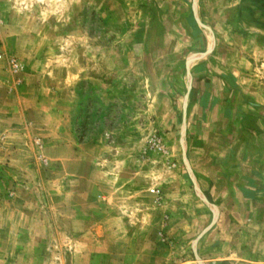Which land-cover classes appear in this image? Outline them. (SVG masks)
<instances>
[{
  "label": "rangeland",
  "instance_id": "374dc122",
  "mask_svg": "<svg viewBox=\"0 0 264 264\" xmlns=\"http://www.w3.org/2000/svg\"><path fill=\"white\" fill-rule=\"evenodd\" d=\"M198 3L221 21L222 0H0V207L24 215L20 264H205L195 243L216 218L189 163L203 113L182 107L201 71L186 55L213 44L186 23ZM239 14L264 38V14ZM232 42L218 66L241 65ZM242 55L259 71L251 95L226 80L248 117L236 146L264 167V60Z\"/></svg>",
  "mask_w": 264,
  "mask_h": 264
},
{
  "label": "crops",
  "instance_id": "0c3cea01",
  "mask_svg": "<svg viewBox=\"0 0 264 264\" xmlns=\"http://www.w3.org/2000/svg\"><path fill=\"white\" fill-rule=\"evenodd\" d=\"M230 1L222 0L227 5L220 7L222 22L218 21L219 24L209 19L203 3H198L197 12L187 7L184 13L187 25L192 28L205 26L213 41L211 51L189 52L186 55L191 58L189 68L195 66L196 71H201L189 76L190 87L185 86V95L182 97V107L190 108L186 116L187 123L197 114L203 113L202 127L192 140L189 163L198 199L206 208L204 216L216 218L215 224L196 241L195 253L205 264H258L262 261L251 260L254 255L249 250H262L259 258L264 260V167L260 161L251 160L248 150L237 151L236 126H240V122L248 117L240 112L237 114L240 107L230 98L226 80L233 81L230 83L236 86H232L234 89L252 94L251 90L256 84L252 78L259 69L245 60L242 54L253 52L255 57L258 54L264 60V38L255 34L252 26H248L240 16L241 0ZM216 27L221 29L220 33ZM225 37L237 42L236 45L232 42L235 47L229 44V50L233 52V59L240 58L241 65L233 61L217 65V62H222L223 54L218 42L225 41ZM238 42L241 43L240 47ZM245 82L248 86L243 85ZM234 155L240 158L231 161ZM227 158L229 160L224 161ZM206 199L214 201L215 206L208 209ZM0 216L8 221V225L0 228V232L6 236L0 241V264H20L25 249L16 242V237L21 228H25L18 222L24 215L16 214L5 206L0 207ZM254 228L258 230L255 237L252 235Z\"/></svg>",
  "mask_w": 264,
  "mask_h": 264
},
{
  "label": "trees",
  "instance_id": "16d2710c",
  "mask_svg": "<svg viewBox=\"0 0 264 264\" xmlns=\"http://www.w3.org/2000/svg\"><path fill=\"white\" fill-rule=\"evenodd\" d=\"M243 2L246 3V5H253L264 14V0H243Z\"/></svg>",
  "mask_w": 264,
  "mask_h": 264
}]
</instances>
